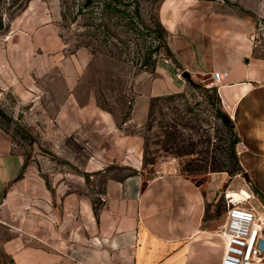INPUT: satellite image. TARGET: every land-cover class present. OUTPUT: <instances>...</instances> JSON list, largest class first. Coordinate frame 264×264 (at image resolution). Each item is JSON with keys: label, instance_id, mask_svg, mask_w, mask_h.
Masks as SVG:
<instances>
[{"label": "rangeland", "instance_id": "1", "mask_svg": "<svg viewBox=\"0 0 264 264\" xmlns=\"http://www.w3.org/2000/svg\"><path fill=\"white\" fill-rule=\"evenodd\" d=\"M104 1L84 7L85 0H31L12 19L15 10L0 0V148L21 155L24 171L32 169L30 184L15 182L13 195L0 203V264H16L8 243L23 224L31 232L34 217L46 235L62 226L66 205L60 197L72 195V205L77 198L87 199L97 211L106 180L123 178L134 167L146 178L159 173L165 161L196 177L237 168L230 149L233 136L218 116L211 81H197L201 86L194 87L180 74L184 90L152 97L145 121L128 122L136 96L132 82L144 71L138 70L144 57L152 51L156 63L173 62L157 37L161 0H123L108 10ZM225 1L249 16L255 55L264 57V0ZM70 93L81 102L95 94L116 128L108 132L89 121L75 131L65 130L58 110ZM243 171L237 174L245 178ZM24 177L22 173L16 181ZM38 182L51 196L49 206L38 204L42 210L31 206L42 193L33 190ZM250 187L264 205L262 193ZM232 196L238 201L246 197L239 192ZM252 204L262 211L258 201ZM26 242L33 244L27 234ZM41 244L53 250L49 236Z\"/></svg>", "mask_w": 264, "mask_h": 264}, {"label": "crops", "instance_id": "2", "mask_svg": "<svg viewBox=\"0 0 264 264\" xmlns=\"http://www.w3.org/2000/svg\"><path fill=\"white\" fill-rule=\"evenodd\" d=\"M158 19L180 66L158 62L154 70L135 77L128 122L145 121L152 97L184 90L186 83H178L180 74L207 83L220 72L215 86L221 107L240 136L236 151L245 178L226 171L190 176L173 161L163 162L161 171L149 178L134 167L123 178L106 180L97 211L84 198L72 205L69 195L60 197L66 205L60 228H50L46 235L35 217L31 232L24 224L18 228L8 243L16 264H221L227 245L219 230L227 215L226 193L243 194L254 208L256 200L264 211L250 187L253 184L264 196V57L254 52L253 23L225 0H161ZM143 84L145 94L139 88ZM58 117L67 131L89 121L104 125L108 132L116 128L113 115L98 105L95 94L84 102L75 93L68 94ZM30 170L24 171L21 155L0 148V203L13 195L15 182L30 184ZM22 173L25 177L16 181ZM35 186L33 190L42 193L31 206L42 210L38 204L49 206L51 196L42 183ZM46 236L54 244L50 252L41 244Z\"/></svg>", "mask_w": 264, "mask_h": 264}, {"label": "built area", "instance_id": "3", "mask_svg": "<svg viewBox=\"0 0 264 264\" xmlns=\"http://www.w3.org/2000/svg\"><path fill=\"white\" fill-rule=\"evenodd\" d=\"M221 76L220 72L213 73L211 85L218 83ZM225 204L226 220L219 230L227 245L221 264H264V211L254 208L250 199L244 203L228 193Z\"/></svg>", "mask_w": 264, "mask_h": 264}, {"label": "trees", "instance_id": "4", "mask_svg": "<svg viewBox=\"0 0 264 264\" xmlns=\"http://www.w3.org/2000/svg\"><path fill=\"white\" fill-rule=\"evenodd\" d=\"M30 1L31 0H7L6 9L7 10H15V12L12 15V19L15 18L14 16L16 15L17 12L25 10ZM91 2H92V0H85L83 6L87 7L91 4ZM122 3H123V0H105L103 7H104V9H107V10L108 9H114V7L111 6L112 4L115 6H120ZM117 11L124 12V10H120V9H118ZM136 16L138 18H140V14H139V11L137 9H136ZM156 25H157V37L160 41V46L165 50L166 55L168 57H170L172 59V61L177 66H180L176 57H175V54L173 53V51L169 47L168 40H167V38H168L167 29L163 26V24L160 22L159 19L156 20ZM0 27H2L1 22H0ZM8 30H9V24H4V31H8ZM158 49L159 48L156 47V49H154L153 51H156ZM151 53H152V51L148 52L147 55L144 57V61L138 69L139 71H141V70H154L155 65H156V61L152 60V54ZM191 83H192V86H194V87H200L201 86L199 83H195L192 81H191ZM211 88L214 90L216 99L220 105V107L218 109V116L223 121V124L225 125L227 130L230 131L231 135L233 136V139H232L231 145H230V149H231V155H232L233 159H236L237 168H235L231 171H228V172H229L230 176H234L235 174L239 173L240 171H243V168L239 163L238 154L236 151V144L240 141V136L238 135V132L234 126L233 121L231 120V118L226 114V112L221 107V101H220V97L218 95L217 87L215 85H212ZM159 97H161V96H155L154 100L158 99ZM225 118H228V121H225ZM255 191L259 192L258 189H255Z\"/></svg>", "mask_w": 264, "mask_h": 264}, {"label": "water", "instance_id": "5", "mask_svg": "<svg viewBox=\"0 0 264 264\" xmlns=\"http://www.w3.org/2000/svg\"><path fill=\"white\" fill-rule=\"evenodd\" d=\"M182 76L185 77L186 79H190L188 73H183ZM225 121H228V118H225Z\"/></svg>", "mask_w": 264, "mask_h": 264}, {"label": "bare ground", "instance_id": "6", "mask_svg": "<svg viewBox=\"0 0 264 264\" xmlns=\"http://www.w3.org/2000/svg\"><path fill=\"white\" fill-rule=\"evenodd\" d=\"M240 194H241V193H240ZM242 195H243V194H242ZM230 197H233V196H230ZM237 198H239V197H237ZM240 201H246V197L241 198Z\"/></svg>", "mask_w": 264, "mask_h": 264}]
</instances>
